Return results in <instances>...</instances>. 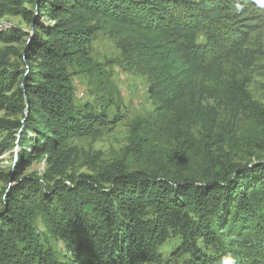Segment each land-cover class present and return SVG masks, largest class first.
I'll use <instances>...</instances> for the list:
<instances>
[{
	"label": "trees",
	"instance_id": "1",
	"mask_svg": "<svg viewBox=\"0 0 264 264\" xmlns=\"http://www.w3.org/2000/svg\"><path fill=\"white\" fill-rule=\"evenodd\" d=\"M213 2L30 0L52 22L44 24L19 0H0V18L23 14L34 24L25 56L40 60L28 71L0 61V110L22 114L0 119V129L24 130L15 168L0 171L13 182L0 192V264H164L160 250L176 235L194 258L185 264H204L203 241L222 259L264 264V106L243 85V41L222 21L239 18L217 16ZM99 30L113 38L119 64L145 78L173 142L159 149L131 132L141 168L115 162L73 175L67 142L98 118L74 106L65 65L87 61L85 44ZM242 151L255 158L232 160ZM41 159L45 173L20 178Z\"/></svg>",
	"mask_w": 264,
	"mask_h": 264
},
{
	"label": "rangeland",
	"instance_id": "2",
	"mask_svg": "<svg viewBox=\"0 0 264 264\" xmlns=\"http://www.w3.org/2000/svg\"><path fill=\"white\" fill-rule=\"evenodd\" d=\"M19 2L22 3L18 9L23 8L29 12L32 10L31 19L34 21L52 23L47 16H41L35 11L30 0ZM218 3L221 6L216 11L217 16L230 11L239 18L238 24H234L227 17L222 21H226L227 27H231L232 35L243 41L242 45L248 55V65L243 71V85L251 97L264 106V0H214L211 6ZM34 31V24H30L23 14L1 17L0 61H8L25 71L31 65L40 63L38 58L25 56ZM199 38H202L201 35ZM85 50L87 61L84 64L79 59H67L66 65L65 60L62 64L66 67L67 79L74 91V106L80 109L88 105L97 116L98 122H92L90 132L68 140L66 148L71 153V163L68 164L66 173L94 175L93 169L101 171L105 168L104 165L115 162H122L128 172L139 169L143 157H138L134 143H130L133 137L131 132L138 135L136 141L140 137H148L159 149L166 143L173 142V138L169 136L168 130L162 128V116L149 99L145 78L136 69L124 68L119 64V51L115 48L110 34L104 30L96 31L85 44ZM21 118V113L0 110V119L16 122ZM23 131L15 128L0 129L1 172L8 173L15 168ZM30 137L33 138L34 135L30 133ZM195 137L200 141V135ZM195 155L197 152L186 158L188 164L186 161L185 164L188 167L195 168ZM232 157L235 162L242 163L255 158L245 151L236 152ZM47 168L44 159L33 160L22 171L20 178L31 179L33 175L39 177ZM8 184L12 185L13 182L7 183L6 177L0 178V192ZM50 243L57 253H63L62 245L58 241L52 240ZM210 244L211 241L199 243L206 259L204 264H222L223 254L216 253ZM186 249L183 239L176 235L160 250L164 254V264H185L189 260L194 262L193 256Z\"/></svg>",
	"mask_w": 264,
	"mask_h": 264
},
{
	"label": "clouds",
	"instance_id": "3",
	"mask_svg": "<svg viewBox=\"0 0 264 264\" xmlns=\"http://www.w3.org/2000/svg\"><path fill=\"white\" fill-rule=\"evenodd\" d=\"M222 264H239V257L229 254L226 258L222 259Z\"/></svg>",
	"mask_w": 264,
	"mask_h": 264
},
{
	"label": "built area",
	"instance_id": "4",
	"mask_svg": "<svg viewBox=\"0 0 264 264\" xmlns=\"http://www.w3.org/2000/svg\"><path fill=\"white\" fill-rule=\"evenodd\" d=\"M16 155V154H15Z\"/></svg>",
	"mask_w": 264,
	"mask_h": 264
}]
</instances>
